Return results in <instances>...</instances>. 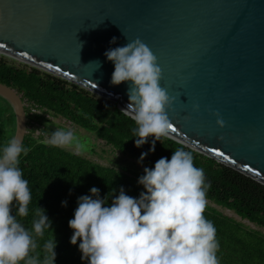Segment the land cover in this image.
I'll return each instance as SVG.
<instances>
[{"label": "water", "instance_id": "obj_1", "mask_svg": "<svg viewBox=\"0 0 264 264\" xmlns=\"http://www.w3.org/2000/svg\"><path fill=\"white\" fill-rule=\"evenodd\" d=\"M137 38L157 57L160 85L175 97L166 138L264 185V0H0L1 55L120 112L130 84L110 83L114 64L104 53ZM0 98L23 142L21 95L0 84Z\"/></svg>", "mask_w": 264, "mask_h": 264}, {"label": "clouds", "instance_id": "obj_2", "mask_svg": "<svg viewBox=\"0 0 264 264\" xmlns=\"http://www.w3.org/2000/svg\"><path fill=\"white\" fill-rule=\"evenodd\" d=\"M115 41L113 37L110 43ZM104 55L114 64L110 83L130 84L129 103L122 112H131L136 124L135 146L153 137L149 152L154 151L156 141L172 129L168 112L175 100L160 85L157 57L139 38ZM193 110L199 111V105ZM213 114L223 128L220 114ZM47 143L77 153L86 148L70 128L52 131ZM27 152L16 136L0 148V264H55L54 236L39 243L52 221L43 208L30 209L32 190L19 166L21 154ZM147 154L141 153L139 161ZM193 160L191 151L178 147L170 159L161 157L153 168L144 167L137 181L144 191L138 198L125 194L123 187L110 204L97 187L90 189L91 195L79 196L68 226L73 230L70 243L80 241L81 259L87 264H220L216 228L204 215L210 185ZM30 214L28 228L19 218Z\"/></svg>", "mask_w": 264, "mask_h": 264}, {"label": "trees", "instance_id": "obj_3", "mask_svg": "<svg viewBox=\"0 0 264 264\" xmlns=\"http://www.w3.org/2000/svg\"><path fill=\"white\" fill-rule=\"evenodd\" d=\"M0 84L14 89L23 101L27 100L57 118L94 133L99 140L133 160L140 162L141 153H148L140 162L145 167L153 168L161 157L170 159L178 147L191 151L194 165L204 170L206 182L210 185L207 200L264 229V185L255 180L169 138L156 141L152 152L149 149L153 137L136 147V138L133 137L136 124L120 112L116 104L97 99L91 92L36 68L15 66L1 58ZM37 119L45 126L44 133L50 136L54 130L46 125L48 121L41 116ZM14 131L13 112L0 98V148L14 136ZM23 144L28 152L21 154L19 166L32 190L30 209L37 206L43 208L52 221L51 230L46 231L39 243L42 245L43 240L54 236L57 242L55 264H87L81 259L80 241L76 245L70 243L73 230L69 228L68 221L73 218L77 198L91 195L92 187H97L100 197H107L109 204L121 187L125 194L138 198L144 191L137 182L143 174L129 175L102 166L65 149L35 140L29 132ZM62 201H67V205L62 206ZM204 215L216 228L220 264H264L262 232L249 229L209 206H206ZM19 219L25 227H31V214Z\"/></svg>", "mask_w": 264, "mask_h": 264}, {"label": "rangeland", "instance_id": "obj_4", "mask_svg": "<svg viewBox=\"0 0 264 264\" xmlns=\"http://www.w3.org/2000/svg\"><path fill=\"white\" fill-rule=\"evenodd\" d=\"M3 58L6 61L9 62V64L20 66V67H31L29 65H26L20 61H15L13 59H10L8 57H5L0 54V59ZM41 71V70H40ZM44 72V71H42ZM93 94V93H92ZM97 99H100L104 102L107 100L94 94ZM45 123V122H44ZM43 125V124H42ZM46 125L56 130L57 128H63V129H72L74 133L79 137L82 143L86 145V148L83 152L77 153L75 149H65L73 154L82 156L90 161H93L95 163H98L105 167L115 168L119 171L125 172L129 175H139L144 174L143 169L144 165L140 162L133 160L129 158L128 156H125L121 154L119 151L113 149L111 146L107 145L105 142L99 140L97 136L94 133L88 132L85 129H82L70 122H68L65 119L56 118L54 117V121H48ZM207 206L217 210L218 212L233 218L237 222L242 223L244 226H246L249 229L260 231L264 234V229L252 224L246 220H242L240 217H238L234 212L229 211L225 208H222L220 206L215 205L214 203L207 200Z\"/></svg>", "mask_w": 264, "mask_h": 264}, {"label": "built area", "instance_id": "obj_5", "mask_svg": "<svg viewBox=\"0 0 264 264\" xmlns=\"http://www.w3.org/2000/svg\"><path fill=\"white\" fill-rule=\"evenodd\" d=\"M23 105L26 108V112L28 114H26L27 122H29V126H27V132L31 134L33 139L47 143L49 135L44 133L45 126L38 121L37 117L41 116L47 121H54L55 116L39 109L36 105L27 100L23 101Z\"/></svg>", "mask_w": 264, "mask_h": 264}, {"label": "flooded vegetation", "instance_id": "obj_6", "mask_svg": "<svg viewBox=\"0 0 264 264\" xmlns=\"http://www.w3.org/2000/svg\"><path fill=\"white\" fill-rule=\"evenodd\" d=\"M23 101V100H22ZM24 109H25V112H26V108L24 107Z\"/></svg>", "mask_w": 264, "mask_h": 264}]
</instances>
